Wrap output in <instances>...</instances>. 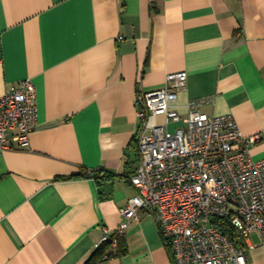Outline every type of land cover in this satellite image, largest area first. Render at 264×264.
Listing matches in <instances>:
<instances>
[{
    "label": "crops",
    "instance_id": "obj_1",
    "mask_svg": "<svg viewBox=\"0 0 264 264\" xmlns=\"http://www.w3.org/2000/svg\"><path fill=\"white\" fill-rule=\"evenodd\" d=\"M178 72L181 118L202 101L259 132L250 155L263 159L264 0H0V96L29 79L37 104L28 145L0 150V264H85L135 193L136 96ZM250 244L248 263L264 264V236ZM99 264L172 260L142 212Z\"/></svg>",
    "mask_w": 264,
    "mask_h": 264
},
{
    "label": "built area",
    "instance_id": "obj_2",
    "mask_svg": "<svg viewBox=\"0 0 264 264\" xmlns=\"http://www.w3.org/2000/svg\"><path fill=\"white\" fill-rule=\"evenodd\" d=\"M186 82L185 72L169 74L164 88L136 96L138 165L123 180L135 193L121 209L124 221L102 226L94 245L109 246L102 260L142 212L153 216L172 264H249L251 235L264 236V158L250 155L260 133L243 135L232 116L202 113V101L189 102L181 118L174 103ZM36 121V90L26 79L0 96V150L27 146Z\"/></svg>",
    "mask_w": 264,
    "mask_h": 264
},
{
    "label": "trees",
    "instance_id": "obj_3",
    "mask_svg": "<svg viewBox=\"0 0 264 264\" xmlns=\"http://www.w3.org/2000/svg\"><path fill=\"white\" fill-rule=\"evenodd\" d=\"M82 177H88L85 175H75V176H71L68 179H78V178H82ZM105 176L101 177V176H97L94 175L93 179L94 180H98V179H103ZM120 241V240H119ZM119 246V244H118ZM109 246L108 245H103L101 248H99L98 250H95L92 255L88 258V260L85 262V264H98L100 262H102L103 260V256L104 254L108 251ZM111 254V252H109Z\"/></svg>",
    "mask_w": 264,
    "mask_h": 264
}]
</instances>
